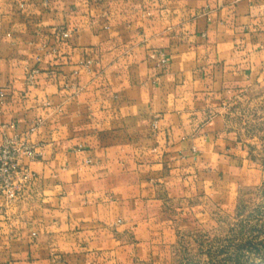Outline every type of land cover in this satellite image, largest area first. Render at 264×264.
Returning <instances> with one entry per match:
<instances>
[{
  "label": "crops",
  "instance_id": "crops-1",
  "mask_svg": "<svg viewBox=\"0 0 264 264\" xmlns=\"http://www.w3.org/2000/svg\"><path fill=\"white\" fill-rule=\"evenodd\" d=\"M261 82L264 0H0V145L43 120L0 264L169 258L255 176L223 114Z\"/></svg>",
  "mask_w": 264,
  "mask_h": 264
},
{
  "label": "rangeland",
  "instance_id": "rangeland-1",
  "mask_svg": "<svg viewBox=\"0 0 264 264\" xmlns=\"http://www.w3.org/2000/svg\"><path fill=\"white\" fill-rule=\"evenodd\" d=\"M226 129L255 171L237 206L211 224L186 230L158 264H264V82L254 83L225 107Z\"/></svg>",
  "mask_w": 264,
  "mask_h": 264
},
{
  "label": "built area",
  "instance_id": "built-area-1",
  "mask_svg": "<svg viewBox=\"0 0 264 264\" xmlns=\"http://www.w3.org/2000/svg\"><path fill=\"white\" fill-rule=\"evenodd\" d=\"M63 39L70 37L63 33ZM168 60L164 53L159 54V66L165 67ZM92 62L81 63L89 69ZM37 70L28 74V83L34 85ZM5 89L0 90V104L5 100ZM43 126V120H36L26 133H16L12 137H5L0 145V197L4 199L5 207H13L24 200L26 194L37 183V175L29 168V163L37 160L41 155L39 146L33 144L31 137Z\"/></svg>",
  "mask_w": 264,
  "mask_h": 264
}]
</instances>
